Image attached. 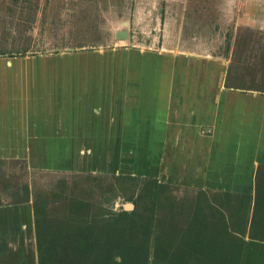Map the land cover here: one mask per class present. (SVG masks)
<instances>
[{
    "label": "crops",
    "instance_id": "0c3cea01",
    "mask_svg": "<svg viewBox=\"0 0 264 264\" xmlns=\"http://www.w3.org/2000/svg\"><path fill=\"white\" fill-rule=\"evenodd\" d=\"M114 11L108 21L102 17L99 28L106 24L113 34L102 35L100 48L12 58L0 70V159L64 173L141 170L209 196L250 193L240 264L247 252V264H264V240L248 229L255 173L264 163V92L225 86L223 63L201 55L203 39L183 32L182 22L160 27L155 20L150 30L160 29L161 38H135L128 28L149 25L131 19L124 5ZM24 186L19 197L1 199L0 249L17 252L35 237L30 185Z\"/></svg>",
    "mask_w": 264,
    "mask_h": 264
},
{
    "label": "rangeland",
    "instance_id": "374dc122",
    "mask_svg": "<svg viewBox=\"0 0 264 264\" xmlns=\"http://www.w3.org/2000/svg\"><path fill=\"white\" fill-rule=\"evenodd\" d=\"M135 2L144 5L134 11L131 4ZM154 3L151 5L150 0H0V70L8 68L6 66L12 58L25 60L33 55H47L56 49L67 51L73 48L72 45L76 43L74 33H90L88 24L97 39L102 35L109 38L113 29H107L106 24H103L104 28H99L102 17L105 21L112 19L107 15L110 9H114L115 13L124 5L126 11L131 10V19L142 21L144 25L147 23L150 27L128 28L127 31L135 34V38L141 35L146 39L152 36L161 38L160 29L159 32L150 30L155 20L160 21V27L167 20L169 23L182 22L183 32L197 33V38L203 39L199 46L201 55L217 58L223 63L225 86L264 92V0H155ZM167 8L169 14L166 13ZM151 32L152 36H149ZM68 41H72V44H66ZM99 43L95 45L100 48L102 45ZM104 46L111 48V41ZM54 63L48 64L52 67ZM25 166L18 160L0 159V202L1 199L7 201L19 197L23 191L26 193L24 185L29 184L34 206L39 209L38 218L57 220L51 222L52 227L57 226L58 221L62 223L59 241L55 245L61 252H71L72 238L77 233L76 227L71 229L73 223L98 232L103 223L119 210H131L136 205L139 212L147 213L146 206L152 199V179L165 184L164 189L156 186L152 234L155 232L156 218L164 214L161 211L165 208H158L160 196L168 212L169 201L176 205H192L200 192L158 180L156 173L150 175L141 170L137 171L138 174L80 170L77 173H64L49 168L39 169L36 165L28 170ZM151 168L156 170V165L153 164ZM18 187L24 189L18 190ZM77 204L85 206L79 210ZM166 216L169 219V214ZM95 223L96 229L92 228ZM21 249L37 259L35 237L19 251ZM0 252V264H11V248H3Z\"/></svg>",
    "mask_w": 264,
    "mask_h": 264
},
{
    "label": "trees",
    "instance_id": "16d2710c",
    "mask_svg": "<svg viewBox=\"0 0 264 264\" xmlns=\"http://www.w3.org/2000/svg\"><path fill=\"white\" fill-rule=\"evenodd\" d=\"M132 177V176H129ZM165 184L152 179L151 202L147 213L122 209L105 221L98 232L87 226H74L71 252H58L55 245L59 235L47 228L43 238L39 222L35 220V239L38 264H240L247 214L253 197L250 193L222 192L209 196L205 191L196 195L192 205H176L169 201V209L162 196L153 230V208L156 186ZM210 199H221L215 206ZM85 204H77L81 210ZM36 213V210H35ZM169 214V219L166 215ZM89 226V225H88ZM97 224L92 228L96 229ZM62 226L56 230H61ZM152 237V251L150 250ZM250 236L264 240V163L255 173V194ZM21 247H19L20 249ZM11 250V264H35L31 254ZM1 251V249H0ZM0 256L2 253L0 252ZM152 257V258H150ZM151 259V260H150ZM8 264V263H7Z\"/></svg>",
    "mask_w": 264,
    "mask_h": 264
},
{
    "label": "flooded vegetation",
    "instance_id": "af4514ba",
    "mask_svg": "<svg viewBox=\"0 0 264 264\" xmlns=\"http://www.w3.org/2000/svg\"><path fill=\"white\" fill-rule=\"evenodd\" d=\"M89 20V19H88ZM88 30H89V32L90 33H87V32H85V33H81V34H79V35H77V33H78V31L77 32H75L74 33V38H76V43L75 42H73V44L75 43V45L73 46L72 45V47L73 48H79L80 46H83V45H88V46H90V45H92V44H96V43H98L99 42V39H97V35L93 32V30L92 29H90V24H88ZM88 34H90L91 36H88ZM93 34L96 36H93ZM68 43H70V45L72 44V41H68L66 44H68ZM87 43V44H86ZM77 45H79V46H77ZM64 46H67V45H64ZM90 47H92V46H90ZM57 50V49H56ZM131 176V175H130ZM133 177V176H132ZM35 210H36V213H35ZM39 209L36 207V206H34V200H33V220H34V233H35V220H38V222H39V231H40V234L41 235H43V238H45L46 236H48V233H47V228H51V230H52V232H53V234H55V235H59L60 236V234H61V231H62V229L61 230H56V228L57 227H61L62 225V223H60L59 221L57 222V226H55V227H52L51 226V222H56L57 220H54V221H50L49 219H39L38 218V211ZM51 220H53V219H51ZM107 221V220H106ZM42 222H44V224L42 225ZM40 224H41V226L42 227H40ZM78 223H73L72 225L73 226H71V229H72V227H74V226H76ZM89 231H91V232H97V231H93V230H89ZM56 249V248H55ZM57 250V249H56ZM59 253H60V251H58ZM69 253V252H68ZM25 254L26 255H29L28 253H27V251L25 252ZM36 255H37V250H36ZM34 259V258H33ZM34 262H35V264H38V259H34Z\"/></svg>",
    "mask_w": 264,
    "mask_h": 264
},
{
    "label": "bare ground",
    "instance_id": "6f19581e",
    "mask_svg": "<svg viewBox=\"0 0 264 264\" xmlns=\"http://www.w3.org/2000/svg\"><path fill=\"white\" fill-rule=\"evenodd\" d=\"M141 105V104H140ZM251 258L250 252H247L244 255V260H243V264H247V262L249 261V259Z\"/></svg>",
    "mask_w": 264,
    "mask_h": 264
},
{
    "label": "water",
    "instance_id": "95a60500",
    "mask_svg": "<svg viewBox=\"0 0 264 264\" xmlns=\"http://www.w3.org/2000/svg\"><path fill=\"white\" fill-rule=\"evenodd\" d=\"M248 225H249L248 229H250L251 221H250V223Z\"/></svg>",
    "mask_w": 264,
    "mask_h": 264
}]
</instances>
